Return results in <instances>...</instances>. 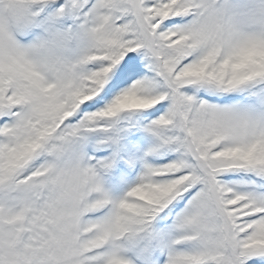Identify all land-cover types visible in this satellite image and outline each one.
<instances>
[{"label": "snow or ice", "instance_id": "obj_1", "mask_svg": "<svg viewBox=\"0 0 264 264\" xmlns=\"http://www.w3.org/2000/svg\"><path fill=\"white\" fill-rule=\"evenodd\" d=\"M0 264H264V0H0Z\"/></svg>", "mask_w": 264, "mask_h": 264}]
</instances>
